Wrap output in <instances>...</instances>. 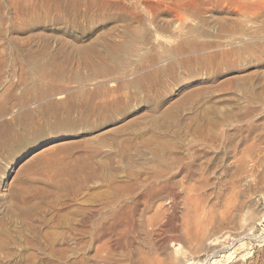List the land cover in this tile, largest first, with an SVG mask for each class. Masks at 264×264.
Here are the masks:
<instances>
[{"label": "rangeland", "instance_id": "obj_1", "mask_svg": "<svg viewBox=\"0 0 264 264\" xmlns=\"http://www.w3.org/2000/svg\"><path fill=\"white\" fill-rule=\"evenodd\" d=\"M255 2L0 0V101L21 63L33 69L16 97L53 53L72 61L64 95L50 98L57 117L32 101L0 117L11 125L0 128V264H264V13L249 9ZM76 93L88 112L68 120L65 94ZM27 110L34 116L18 122ZM155 175L175 196L142 216ZM159 204L143 233L97 242L94 224L69 240L88 210L105 225L130 205L145 223ZM171 241L179 251L168 259Z\"/></svg>", "mask_w": 264, "mask_h": 264}, {"label": "bare ground", "instance_id": "obj_2", "mask_svg": "<svg viewBox=\"0 0 264 264\" xmlns=\"http://www.w3.org/2000/svg\"><path fill=\"white\" fill-rule=\"evenodd\" d=\"M258 2H255V3H253L251 6H249V9L252 11V12H259V10H260V12L259 13H264V0H257ZM258 3H259V6H258ZM190 45V44H189ZM121 47V46H120ZM119 47V48H120ZM194 47V46H193ZM193 47H192V51H193ZM122 49V48H121ZM185 49V48H184ZM120 50V49H119ZM42 52V51H41ZM41 52H39V53H41ZM44 55H46L47 56V52L45 51V52H42ZM96 53V52H95ZM181 54H182V52H180ZM96 54H98V53H96ZM1 55V54H0ZM100 54H98V56H99ZM46 56H43V57H46ZM49 56H51L52 57V59H53V56H55V59H53L54 61L53 62H49V66H50V68H49V66H44V67H39L38 68V73H37V76H36V78L34 79H32V88L33 89H31V90H29V92H25V94L24 95H22V96H20V97H16V95L13 93V88H15L16 86H19V83L21 84V83H23V80H24V78L25 79H27L28 77H24V76H27V75H29V77H30V71L33 69H30L29 70V68H25V67H23L22 66V63H21V69H20V76H18V81H17V84L16 85H10L9 87H10V91H8L7 90V95H5V97L2 99V101H0V117L3 115V114H8V110L10 109V107H18V108H23V107H25L26 106V104H27V102L29 103V102H31L32 101V103H34L35 102V104H36V102L38 103V102H43V103H41V105H40V107H38V111L40 112V113H42V114H46V113H48V112H50V113H54V116H56L55 114H56V111H57V109H59L58 107H60V104H58V103H54V102H52V101H50V98L52 97V96H54V95H64V92H65V88H62L61 86H63V85H59V84H61V82H63L65 79H66V77H67V68H68V65L70 64V63H72V61H71V57H69V56H63L62 54H59V53H53V56L52 55H49ZM161 56V55H160ZM19 57V56H18ZM17 57V58H18ZM28 57V56H27ZM39 57V56H38ZM42 57V58H43ZM83 57V56H82ZM102 57V56H101ZM101 57H99V59H101ZM20 58V57H19ZM24 58V57H23ZM25 58H26V56H25ZM29 58V57H28ZM41 58V59H42ZM59 58L61 59V60H59ZM96 58H97V56H96ZM35 59V58H34ZM45 59V58H44ZM47 59H49V58H47ZM82 59V58H81ZM20 60V59H19ZM23 60V59H22ZM37 60V59H36ZM39 60V59H38ZM56 60H58V61H60V62H58V61H56ZM90 60V59H89ZM88 59H87V57L85 56L84 57V66L85 65H88V66H90L91 64V62L89 61ZM93 60V59H92ZM91 60V61H92ZM98 60V59H97ZM154 60H155V58H154ZM16 61H17V59H16ZM21 61V60H20ZM49 61V60H48ZM50 61H52L51 59H50ZM94 61V60H93ZM106 61V60H105ZM47 62V61H46ZM100 62V61H99ZM98 62V63H99ZM102 62V61H101ZM41 63V62H40ZM81 63H83V61L81 62ZM93 64H94V62H92ZM103 63V62H102ZM152 63H154V62H152ZM37 64H39V63H37ZM18 65V64H17ZM19 65H20V63H19ZM32 65V64H31ZM36 65V64H35ZM44 65H45V62H44ZM75 65V64H74ZM32 66H34V64L32 65ZM39 66V65H38ZM92 66H94V65H92ZM47 67L49 68V69H47ZM77 67H79V65H77ZM91 67V66H90ZM95 67V66H94ZM4 68H5V66H3V67H0V76H1V73H3V70H4ZM35 68H37V65L34 67V69ZM87 68V67H86ZM91 68H93V67H91ZM112 68V67H111ZM110 68V69H111ZM174 69V68H173ZM112 70V69H111ZM172 70V69H171ZM36 72V71H35ZM34 72V73H35ZM68 72H70V71H68ZM35 75V74H34ZM33 75V76H34ZM75 77V76H74ZM30 79H31V77H30ZM75 79V78H74ZM0 80H1V78H0ZM76 80V79H75ZM77 80H78V78H77ZM74 81V80H73ZM25 82V81H24ZM30 82V83H31ZM44 82H46L47 84H49L50 86H49V88L48 89H46V90H39V89H37V88H39V86H41V84H43ZM26 83H27V80H26ZM27 85H28V83H27ZM26 85V86H27ZM22 86V85H21ZM20 86V87H21ZM28 87V86H27ZM27 88H25V90H26ZM65 96H66V98H65V102H64V105L66 106L65 107V110H64V113H65V115H66V119H68L69 120V118H70V116L72 115V113H74V112H76V113H78V109H80V108H83L85 111H87L88 112V108H87V106H86V104H85V102L84 101H82V103L80 104V105H77V103H76V100L78 99V97L79 98H83V94H79V93H76V95H66L65 94ZM63 97V96H62ZM81 102V101H80ZM194 105V104H193ZM25 109V108H24ZM61 109V108H60ZM199 110V109H198ZM73 111V112H72ZM196 111V110H195ZM35 113V112H34ZM82 113H83V111L81 110V111H79V116L82 118V117H84V116H82ZM204 113V112H203ZM205 113H206V111H205ZM39 114V113H38ZM37 114V115H38ZM50 115V114H49ZM61 115V114H60ZM59 115V116H60ZM34 116V114H33V112L32 111H26L25 113H24V115L23 116H21V117H19L18 119H16L18 122H20V120L22 119V118H32ZM57 116H58V114H57ZM56 116V117H57ZM208 116V115H207ZM48 117V116H47ZM41 118V117H40ZM72 118V117H71ZM43 119V118H42ZM204 119V118H203ZM206 119H208L207 117H206ZM26 120V119H25ZM30 120V119H29ZM67 120V121H68ZM31 121V120H30ZM55 121V120H54ZM24 122V121H23ZM198 123V122H197ZM202 123H203V121H202ZM208 124H210V123H208ZM207 125V124H206ZM212 126V125H211ZM202 127V126H201ZM215 127V126H214ZM0 128L1 129H3L4 131H7L6 133H9L10 131H11V125L10 124H1L0 125ZM0 129V130H1ZM199 129V128H198ZM201 130V129H200ZM197 131H199V130H197ZM203 133V132H202ZM200 134V133H199ZM203 135V134H202ZM200 137H202V136H200ZM206 137V134H205V136H204V138ZM7 138V135L6 134H4L2 137H0V143H2L3 141H4V139H6ZM203 138V139H204ZM208 139H210V141H209V143L211 142V138H208ZM206 140V139H205ZM208 143V144H209ZM212 143V142H211ZM163 147V146H162ZM168 148V147H167ZM251 149V148H250ZM156 152V151H155ZM167 153H169V152H167ZM157 154V153H156ZM164 154V153H163ZM172 154V153H171ZM161 155V154H160ZM160 157V156H159ZM178 157V156H177ZM176 157V158H177ZM161 158H163V156L161 157ZM175 159V158H174ZM181 159V158H180ZM177 160V159H176ZM261 161V160H260ZM158 162V161H157ZM174 163V162H173ZM263 163V162H262ZM163 165V164H162ZM76 169V168H75ZM159 169V168H158ZM74 170V169H73ZM156 170V169H155ZM163 170V169H162ZM68 171V170H67ZM161 172V171H160ZM166 172V171H165ZM65 173H66V171H65ZM64 173V174H65ZM74 173V172H73ZM70 174V173H69ZM76 174V173H75ZM103 174V173H102ZM160 174V173H159ZM162 175V174H161ZM73 176V175H72ZM153 176V175H152ZM158 177H159V175H158ZM156 175L153 177L154 179L152 180V184H150L149 186H147L146 188H145V191L143 192V195H142V199H143V201H144V205H145V209H143V210H140V212H141V215L143 214L144 215V213H145V211H147V212H149L151 209H152V207L154 206V204H155V202H159V201H163V199H165V198H167L168 196H170V195H173V196H175V192H174V190H173V186H172V183H170V181H167V182H163L162 184H160V180H159V178H158ZM163 177V176H162ZM108 178V177H107ZM105 179V178H104ZM163 179V178H162ZM119 188V187H118ZM117 188V189H118ZM126 188V187H125ZM116 189V188H115ZM120 189V188H119ZM128 189V188H127ZM200 190L201 188L200 187H197V190ZM115 190H113V192H114ZM118 191H120V190H118ZM124 191V190H123ZM117 193H119V192H117ZM115 197H117V196H115ZM110 199V198H109ZM117 199V198H116ZM119 199V198H118ZM117 199V200H118ZM121 199V198H120ZM114 200V199H113ZM112 200V201H113ZM121 200H123V199H121ZM120 200V201H121ZM114 201H116V200H114ZM119 201V200H118ZM142 201V202H143ZM109 202H111V201H109ZM109 202H107V203H109ZM106 203V204H107ZM113 203V202H112ZM116 203V202H115ZM118 203V202H117ZM109 204H111V203H109ZM120 204V203H119ZM112 205V204H111ZM100 206V205H99ZM110 206V205H109ZM116 206H117V204H116ZM119 206V205H118ZM118 206H117V209H118ZM121 206V205H120ZM125 206H126V204H125ZM125 206H124V208H125ZM128 206H130V205H128ZM126 207V209H124L123 208V210L124 211H122V210H120V211H113V212H111L110 213V216H111V220L113 221V223H110L111 222V220H110V224L108 223H106L105 225H103L102 224V221L101 222H99L98 220L100 219H95V220H97V222L98 223H95V222H93V220H94V218H95V216H97L98 214H99V212H96L95 211V213H93L92 214V212H90L89 210L85 213V215H84V217H83V220H82V224H81V227L80 228H78V229H76V228H74V227H71L70 228V233H69V240H71V241H73V240H75L78 236L80 237V238H83L87 233H88V231L89 230H87L90 226H93L94 224H95V226L97 227V234L95 235L96 237H95V241H97V242H100V240L104 237V236H106V235H108L109 233L110 234H114V233H116V235H119V236H122L125 232H127V231H129V232H135V231H141L142 233L145 231V228H153V226L154 225H156L155 224V220H154V218L159 214V212L161 211V209L163 210V207H162V205L161 204H159V205H157L156 206V209H155V213H154V216L153 217H148V218H146V220H145V223H144V220H140V219H136L135 218V213L137 212V210L136 209H134L133 207L131 208V207ZM103 207H104V205L102 206V208H100V210L101 209H103ZM112 207V206H111ZM111 207H109V208H111ZM113 207H115V205L113 206ZM116 208V207H115ZM122 208V207H121ZM104 210V209H103ZM102 211V210H101ZM105 211V210H104ZM108 213V212H107ZM106 213V214H107ZM142 215V216H143ZM105 216H107V215H105ZM104 216V217H105ZM100 217H102V215L100 216ZM108 217V216H107ZM107 217H105V218H107ZM136 217H138V216H136ZM139 217H141V216H139ZM109 218V217H108ZM102 220H104V219H102ZM246 220V219H245ZM60 224V223H59ZM72 226V225H71ZM93 229V228H92ZM243 229V228H242ZM90 231H91V229H90ZM94 232V231H93ZM89 236V235H88ZM93 237V236H92ZM91 237V238H92ZM93 239V238H92ZM256 239V238H255ZM116 240V239H115ZM243 240V239H242ZM4 242V241H3ZM91 242H93L92 240H91ZM213 242V241H212ZM211 241L210 242H207L206 244H205V251L207 250H209V249H215V248H213V243H212ZM0 246H3V245H1L0 244ZM160 247V246H159ZM164 248V247H163ZM167 249H168V251H169V253H167V257H168V259H169V256H171V255H176V254H178V251H179V244H177L176 243V241H171V242H168V245H167ZM105 250V247H104V245H101V247H98L97 248V252H99V251H104ZM75 251V250H74ZM220 252H227V251H225L224 249H220L219 250ZM61 252V251H60ZM96 252V254H98ZM215 252V251H214ZM212 253V255H215V253ZM199 253V252H198ZM217 253V252H216ZM74 254V253H73ZM217 255V254H216ZM109 256V255H108ZM99 257H101L100 255H99ZM111 257V256H110ZM213 257H215V256H211L210 257V259H213ZM207 258V257H206ZM209 258V257H208ZM208 258H207V260H208ZM231 258V254H228L227 255V260H229ZM103 260H105V259H103ZM110 260V259H109ZM113 260V259H112ZM111 260V261H112ZM206 260V259H205ZM204 260V261H205ZM203 262V261H202ZM205 262H207L208 263V261H205ZM210 262L212 263V264H215L216 263V260H210ZM3 264V263H2ZM70 264H86L85 263V261L83 260V258H80V259H78V260H76L75 262H70ZM179 264V263H178ZM181 264V263H180Z\"/></svg>", "mask_w": 264, "mask_h": 264}]
</instances>
